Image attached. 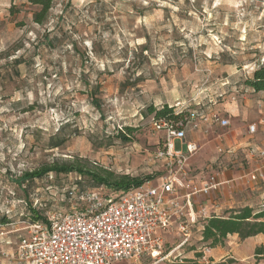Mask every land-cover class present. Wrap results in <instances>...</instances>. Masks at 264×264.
<instances>
[{
	"label": "rangeland",
	"instance_id": "obj_1",
	"mask_svg": "<svg viewBox=\"0 0 264 264\" xmlns=\"http://www.w3.org/2000/svg\"><path fill=\"white\" fill-rule=\"evenodd\" d=\"M36 10L28 0H0V264H14L19 239L28 232L26 201L41 214L68 212L71 188L102 189L75 173L49 174L20 186L25 172L76 162L115 179L151 177L160 183L165 165L155 155L166 135L153 128L150 106L181 103L193 110L201 102L208 112L232 116L228 129L257 123L255 158L264 150V93L245 84L264 65L263 2L55 0L42 26L33 22ZM87 84L95 89L100 110ZM231 107L235 115L226 113ZM128 127L135 129L131 142L118 135ZM202 132V127L187 129L186 141L203 148ZM59 138L65 144L53 148ZM105 190L112 199L127 191ZM245 198L237 191L223 212L264 209ZM226 244L237 250L238 260L209 264H264V256L255 254L264 235L253 241L228 237ZM177 245L168 236L166 251ZM204 246L209 245L196 232L168 260L145 258L140 264H199Z\"/></svg>",
	"mask_w": 264,
	"mask_h": 264
},
{
	"label": "built area",
	"instance_id": "obj_2",
	"mask_svg": "<svg viewBox=\"0 0 264 264\" xmlns=\"http://www.w3.org/2000/svg\"><path fill=\"white\" fill-rule=\"evenodd\" d=\"M196 105L198 108L189 110L184 124L153 122V128L166 135L163 147L155 155V160L165 165L160 183L145 182L123 191L116 199L106 194L105 187L99 191L71 188L67 193L71 211H54L46 223H30L27 234L17 244L14 264H140L145 258L161 262L189 245L194 234L202 230V224L217 216L207 207L197 209L195 201L200 196L209 197L220 182L218 173L200 184L194 180L191 160L200 146L186 141V130L230 126L229 119L206 111L201 102ZM175 108L177 112L187 109L181 103ZM256 131V125L248 127L249 135ZM178 142L184 150L176 148ZM257 157L261 168L243 172L236 182L259 180L264 187V150L258 151ZM171 235L178 245L166 251ZM210 253V246L202 248L204 264L210 263Z\"/></svg>",
	"mask_w": 264,
	"mask_h": 264
},
{
	"label": "trees",
	"instance_id": "obj_3",
	"mask_svg": "<svg viewBox=\"0 0 264 264\" xmlns=\"http://www.w3.org/2000/svg\"><path fill=\"white\" fill-rule=\"evenodd\" d=\"M32 6H35L37 10L33 14V22L39 26L44 25L49 17L50 11L53 9L55 0H28ZM47 44L51 46L50 40H46ZM16 64L20 62L15 61ZM246 86L254 92L264 93V65L260 66L253 72L250 79L245 82ZM87 92L91 98V102L97 108L101 109V105L97 98H95V89L87 84ZM147 115L152 116L153 122L163 121L168 124L177 126L180 123H186L189 118V110H183L177 112L175 106L165 105L161 109H157L153 106L147 108ZM135 129L125 128V131L119 132L120 140L125 142H131ZM128 133V134H126ZM65 138L57 141L53 148L62 147L65 144ZM77 174L81 177L89 178L95 187H105L113 189L114 191L130 190L143 185L145 182L150 181L152 178L148 177L144 180L131 179L129 177H122L115 179L109 172H101L99 170H93L85 168L76 162H67L63 164L54 163L51 165L43 166L40 169L25 172L17 181L20 186L23 184H30L37 179H42L49 174L56 175H70ZM78 186V185H77ZM28 200V199H26ZM28 207L27 216L31 224H42L47 222L49 213L41 214L40 210L34 208L32 203L26 201ZM202 230L200 231L201 241L204 244H208L211 249L219 246H224L228 237L237 235L241 240H247L249 238L264 235V209L255 212L251 207H245L238 210H231L228 217L212 216L202 224ZM256 256H264V245L256 248ZM202 254L199 255V264H201ZM170 264H184V262H171ZM203 264V263H202Z\"/></svg>",
	"mask_w": 264,
	"mask_h": 264
},
{
	"label": "crops",
	"instance_id": "obj_4",
	"mask_svg": "<svg viewBox=\"0 0 264 264\" xmlns=\"http://www.w3.org/2000/svg\"><path fill=\"white\" fill-rule=\"evenodd\" d=\"M225 111L226 113H232L231 115L236 114L234 107L226 108ZM227 119H232V116H228ZM260 123H264V118L260 120ZM202 129L205 142L202 145L203 148L200 146V151L202 149L203 152L201 154L199 151L200 156H198L199 158L196 162H192L193 159L191 160V170L194 180L197 184H200L209 175L218 173L220 185L209 197H198L195 201L196 208L198 209L200 206L207 207L211 214L225 217L229 213L223 212V209L226 205L234 204V195L237 191L245 193L246 202L257 201L261 206H264V187L259 180L240 183L236 182L234 177L235 174H239L240 176L243 172H254L262 166L259 158L257 156L255 158L254 152L256 148L252 140L253 135H249L246 128L223 129L217 125H209L202 126ZM178 144L182 145L178 142L176 147ZM261 189L263 193L256 197ZM260 236L263 235L249 238L245 241H253ZM234 237H237V235L230 236L229 238ZM226 245L211 249L209 256L211 263L223 262L225 259L238 260L236 258L238 255L237 250L230 249L231 244ZM258 247H260V244ZM240 261L243 260L240 258Z\"/></svg>",
	"mask_w": 264,
	"mask_h": 264
},
{
	"label": "water",
	"instance_id": "obj_5",
	"mask_svg": "<svg viewBox=\"0 0 264 264\" xmlns=\"http://www.w3.org/2000/svg\"><path fill=\"white\" fill-rule=\"evenodd\" d=\"M257 1H260V2H263L264 3V0H257Z\"/></svg>",
	"mask_w": 264,
	"mask_h": 264
}]
</instances>
